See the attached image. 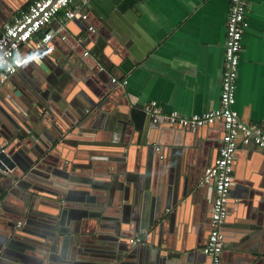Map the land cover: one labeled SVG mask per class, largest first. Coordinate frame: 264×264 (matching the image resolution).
Segmentation results:
<instances>
[{"label": "crops", "instance_id": "0c3cea01", "mask_svg": "<svg viewBox=\"0 0 264 264\" xmlns=\"http://www.w3.org/2000/svg\"><path fill=\"white\" fill-rule=\"evenodd\" d=\"M32 1L0 0V31L2 23L11 22L20 12L26 10ZM229 5L230 0H88L86 11L89 24L96 25V13L100 18H105V14L112 11H116L114 14L118 22L122 18L121 15H125L133 23H136V28L132 29L129 26L128 30L126 32L123 30L121 34L127 36L124 41L126 46L124 52L130 62L126 69L119 70V67L115 66L108 69L106 67L108 63L104 60L100 61L101 63L95 60L96 64L100 65L99 72L97 75L91 74L90 79L84 74L82 77L86 80L74 82L77 87L73 86L68 90V101L60 104L65 112H60L58 116L55 113L48 114L49 118H44L46 124L43 126V128L45 127L42 132L43 137L49 140L59 137V139L67 141L72 148H65L64 145L54 142L50 150L52 152L50 154H48L50 151L47 152L43 164H37L41 167L34 168L39 174L30 175L29 179L21 180L24 185L29 186L28 190L15 187V189H19L22 197L29 195L28 200L35 197L33 211L49 216L53 215L54 205L59 200L58 195L60 193L64 195L65 189L74 193L76 200L79 199L77 194L79 192L80 198L94 195L101 199L102 203L108 204L110 195L113 193V191L110 192L111 187H108L109 178L106 175L108 170L113 168L109 163L116 164V167L123 165V175L128 174L131 177L141 178L144 185L142 190L148 196L135 205L137 206L135 213L136 216L138 215L139 224L144 223L156 196L158 200H162V194L167 187H170L169 191L174 192L175 198L177 197L176 206L168 210L165 209V216L156 230L148 233L151 241L149 245L157 246L160 243L162 251L156 252L155 256L149 252L147 260L144 262H138L139 258L137 257L135 262L132 260L128 264H149V262L164 264L162 253L167 251L170 245L176 247L171 240L174 237L176 239L179 235L183 236L184 247L191 238L192 232L196 234L195 244L200 245L199 252H201L200 249L208 231L209 208L211 206L204 199L208 195L210 196V189L202 190L196 195L189 191L183 196L182 183L178 189L177 184L179 186L180 180L174 178V171L177 170L180 175L181 173L185 175L189 169L193 172L194 178L200 177V179L198 178L200 181L202 168L216 155L218 143L224 132L221 125L202 128L194 135H188L187 131L177 127L163 125V128H158L164 138L169 132L171 134L173 131L174 134L178 133V137H172L171 143L184 139L188 144H195L191 150L187 149L186 154H183L180 160L178 155L173 154L169 161L171 166L165 169H158L160 163L157 161L149 162L145 150L140 153L133 150L129 154L127 150L126 160L122 161L120 158L112 156L109 148L99 147L98 144L106 145L112 140L116 125L120 121V115L128 111L129 105L146 113L145 107L151 102H156L164 113L176 111L183 117L211 111L219 106L225 25ZM246 18L248 27L242 38L243 46L238 66L234 108L244 123L258 125L264 132V0H248ZM60 20L61 15L51 20L46 30L58 29L61 24ZM64 26L65 30L61 35H65V39L55 37L50 42L54 56L61 58L68 51L81 49L78 45L81 42L80 39L76 40L74 36L80 33V23L68 21ZM115 28L116 30L112 32L114 36L110 35V38L113 40L116 37L120 40L124 39L118 33L119 25L116 23ZM38 35L21 49L22 55H32L28 63L10 79L9 83L0 88V106L4 112H9L11 109L12 102L9 99L13 100L15 104L23 103L15 95L14 99L13 95L7 96L15 91V86L21 87L25 83L37 86L36 77H39V73L43 74L38 67L41 63L34 48V42L38 40ZM128 38H132V40H128ZM107 46L110 45L107 44ZM110 49L112 50V48ZM87 52H89L88 49ZM112 54H115L114 49ZM88 57H84L87 59V65H92V59ZM101 68L102 70H100ZM113 77L126 79L127 85L124 87L114 86L111 83ZM108 95L110 102L108 100L101 108L95 110L99 106L98 103ZM87 99L94 104H88ZM125 101L129 104H125ZM0 114L4 116L3 113ZM27 150H30L31 154L36 151L32 149V146L27 147ZM263 156L257 151L253 152L241 146L235 153L233 179L237 174L241 176V180L235 182L234 179V184L231 185L228 203L229 216L224 225L227 228L225 230L226 243L232 244L236 249L234 247L228 251L223 249L220 264L263 263L264 255L260 256L259 253H264V234L263 237H258L259 232L254 227L259 221L256 217L259 214L257 209L264 208V200H258L254 194L250 193L251 190L257 192L263 190L259 186L264 187V164L261 163L257 168L252 166L258 158L264 160ZM115 159L116 161H113ZM151 165L152 167H150ZM55 168L64 169L69 172L71 177L83 179V181L76 183L72 178H67V181H64L62 178L65 179V177L61 176ZM147 169H149V173ZM67 172L64 175H68ZM256 178H260L258 188L254 187ZM70 180L71 183H68ZM119 181L121 180L119 179ZM245 190L248 193L244 198ZM35 193L39 196H36ZM152 194L153 196H151ZM51 196L56 198L53 201V206H43L41 209V202H46L45 199ZM171 196L174 197L172 194ZM36 197L39 201L36 200ZM118 201L115 200V205L107 207L106 209H109L107 212H112L117 216L121 215ZM8 204H10V200ZM69 208L74 215L77 212L79 216V219L76 220L77 233L73 229L75 240L67 243V253L73 258L72 262L75 264H119L127 258L126 254H120V252L117 254L101 253L102 246H106L108 243L96 236L99 233L95 232L97 222L89 217L87 209L88 213L84 214L79 203L74 202ZM3 221L0 220V242L5 240L4 237L9 240V237L12 236L11 233L3 229L8 226L9 221L6 220V226L1 225ZM45 221L43 220V222ZM33 223L41 224L38 220H33L31 224ZM76 223H72L74 228ZM130 237L143 239L142 235ZM26 239L39 240L38 236L33 233L27 234ZM23 242V240L18 241V247ZM142 242L138 245L140 246ZM6 243L8 242L6 241ZM126 245H128L127 242ZM8 252H12V254H8ZM16 252L17 250H5V253L0 256V262L28 264L26 261H18ZM188 252L186 250H183L182 253L174 252L178 257H173L167 264H210L208 259L202 257V253V255L191 256V253ZM158 253L157 258L156 254ZM24 254L27 258H35L30 251H26ZM110 257L114 260H110ZM31 263L34 264V262Z\"/></svg>", "mask_w": 264, "mask_h": 264}, {"label": "water", "instance_id": "95a60500", "mask_svg": "<svg viewBox=\"0 0 264 264\" xmlns=\"http://www.w3.org/2000/svg\"><path fill=\"white\" fill-rule=\"evenodd\" d=\"M114 13H116V11L105 14V18H100L97 13H94L96 25L92 23L89 24L88 21H78L81 25L80 33L79 35L74 36L76 40L80 39L81 42L78 45L81 49L68 51L64 54L63 58L54 56L50 45L46 51H37L36 54L41 63L38 67L41 69V73H43L42 75L39 73V77H36L35 83L38 87L35 84L31 85L28 83H25L21 87L15 86V91L7 96L9 97L13 95V99L14 95L17 96L23 101V103L21 102L22 105L19 103L15 104L13 100L9 99L12 102L10 108L13 111L10 109L9 112H4L3 108L0 106V113L4 114V116L0 114V220H4L1 224L4 226H6V222L9 221L7 223L8 226L3 229L12 234V236L9 237V240H7V237H4L5 240L0 242V256L2 253H5V250L12 249L17 250L16 257L18 261H26L28 264H32L31 262H34V264H75V262H72L73 258L67 253L68 242L75 240L73 238V229H75L77 233L78 228L76 223V220L79 219L78 213L76 212L74 215L71 208H69L71 204H74V202L80 204V208H83L82 210L84 211V214L89 211V217L94 219V222H97L95 232L99 233L96 236L108 243L106 246H102L101 249L103 251L101 253L110 252V254H117L120 252V254L127 255V258L119 264H128L132 260L135 262V258L137 257L139 258L138 262H144L147 260L146 258L149 252L155 256L156 252L162 251L160 243L157 244V246L149 245L151 241L148 233L156 230L157 226L165 216V209L168 210L171 209V207L176 206L175 201L177 200V197L175 198V193H171V191H169L170 187H167L165 191L163 190L162 200H158L156 196V199L151 203V209L148 212L147 218L143 221L144 223L139 224L137 220L138 215L136 216L135 213V207L137 206L135 205L140 200L148 196L142 190L144 185L140 180L141 178L138 176L131 177L128 174L123 175V165L116 167V164L109 163V165L113 168L108 170L106 175L107 178H109L108 187H111L110 192L113 191V193L110 195V202L108 201V204L102 203L103 201L94 195L80 198L81 194L79 192H76L79 195V199L76 200L74 193L69 191V189H65L64 195L62 193L58 195L59 200L57 201V204L54 205L55 207L52 211L53 215L49 216L33 211L32 207L34 205L35 197L28 200L29 195L22 197L19 193V189H15V187H18L21 190H28L29 186L24 185L21 180L29 179L30 175L39 174L34 168L41 167L37 164H43L45 155L51 150L54 142H56V144L60 143L64 145L65 148H72L67 141H63L62 139H59V137H56L55 139L53 138L52 140L45 139L42 132L45 129L43 126L46 124L44 118H49L48 114L53 115V113H55L58 116L60 112H65L60 104L61 102L68 101V90L73 88V86L77 87V84L74 82L86 80L82 77L84 74L86 77L91 76V74L97 75L100 65H97L95 60L99 62L104 60L108 63L106 66L108 69L111 66H115L116 68L119 67V70H123L129 65L130 59L124 52V48L126 47L124 41H126L127 36L125 34H121L123 33V30L126 32L129 26H131L132 29L136 28V23H133L132 20L125 15H121L122 18L118 22ZM115 23L119 25L118 33L124 38L120 40L116 37L115 40H120L118 42L110 38V35L114 36L112 32H114L113 30H116ZM4 24L5 23H2L1 28ZM90 27L92 30H89ZM67 29L69 30L68 27ZM42 37V34L38 35V39ZM128 40H132V38H128ZM107 44L110 46H107ZM86 48L89 52H87ZM110 48H112V50ZM113 49L115 50V54H112ZM85 53L87 54L85 55ZM86 56H89L88 58L92 59V65H87V59L84 58ZM70 63H72V65H70ZM23 67H25V65ZM45 88H47V91H45ZM109 98V95L104 97L98 103L99 106H97L95 110L101 108L108 102V100L110 102ZM87 101L88 104H94L89 99H87ZM125 104L129 103L125 101ZM119 120L120 121L115 128V133H113L112 140L106 145L98 144V146L109 148L110 152H112L111 155L116 158H120L122 161L126 160L127 150L128 154L133 150L137 151V153L145 150L147 152L146 157L147 159L149 158V162L152 163L157 161L160 163L158 169H165L171 166L169 161L171 160V156L173 154L178 155L180 160L183 154H186L185 152L187 149L191 150V148L195 146V144H188V142L184 139L171 143L172 137H178V133L175 132L176 134H174V131L172 134L171 132H167L168 134H166V138H164V135L161 134L158 128H163V125L167 127L173 126L163 121L161 118L157 119L156 122H153L147 113L135 106L130 107L129 105L128 111L122 113ZM219 125L223 128L222 124ZM202 128L178 129L187 131L186 133L188 135H194ZM167 136L169 137L167 138ZM220 145L221 138L217 150ZM31 146L32 149L37 152L34 151V153L31 154V151L27 150V147L30 148ZM239 148H237V151ZM243 148H247L253 152L257 151L261 153V155H264V153L254 144H249ZM51 152L52 151L48 152V154ZM214 159H210L205 167L202 168V173H200L201 177H203L205 169L213 163ZM113 161H116V159ZM255 161V164L252 165L253 168H257V166L261 165V163L264 164V160H261V158H258V160ZM182 163L184 164V162ZM150 167H152V165ZM55 170H57L61 176L65 177V179L62 178L64 181H67V178L74 179L76 183L83 181V179L71 177L69 172L64 169L55 168ZM55 170L54 172H56ZM66 172L68 175H64ZM147 172L149 173V169H147ZM174 173V178L178 181L180 180L179 186L177 184L178 189H180V183H182L181 191L183 196L189 191L191 194L196 195L197 193L202 192V190L207 191L210 189L213 193L214 199L213 187L211 185H204L201 187L199 181L200 177L194 178L193 172L189 169L185 175L184 173H181L180 175L177 170L174 171ZM120 176L122 177L120 178ZM240 177L241 176L235 174V182H240ZM119 179L121 181H119ZM234 179L232 181L233 184ZM256 179L254 187L258 188V180L260 178ZM68 183H71V180L68 181ZM175 183H177L176 180ZM259 188H262L263 190L259 192L251 190L250 193L252 195L254 194L256 199L262 201V199L264 200V187H261L260 185ZM247 193L248 192L245 190L243 195L244 198ZM171 194L174 197H172ZM35 195L39 196L36 193ZM182 195H180V198H182ZM151 196H153V194ZM18 198H20V200H18ZM55 199L56 198L53 196L45 199L46 202H41L42 206L40 208L43 209V206H53V201ZM9 200L10 204H8ZM36 200L39 201L38 197H36ZM115 200H119L118 202L121 209V215L119 214V216L112 212H107L109 209H106L107 207H111L112 204L115 205ZM66 206L67 208H65ZM76 206L78 207L79 205ZM77 207L72 208L79 209ZM257 210L259 214L256 217L259 221L255 224L254 228H256L259 232L258 237H263L264 208H259ZM210 211L211 206L209 208V218ZM33 220H38L41 224H31ZM43 220L46 221L43 222ZM19 222L20 224L18 225ZM73 222L76 223L75 228L72 226ZM209 222L210 219H208V224ZM226 229V225H223V249L228 251L233 247L235 248V246L230 243H226ZM208 232L209 225L202 246L206 241ZM29 233H33L38 236L39 240L32 239L31 241L26 239L27 234ZM134 235L143 236V242L140 246H133L129 243V239L133 238L130 236ZM191 235V238L184 247L183 244L185 243L183 236L179 235L176 239L174 237L171 240L176 247L170 245L168 250L162 253L164 255V264H167L173 257H178L174 252L182 253L183 250H186L189 251L188 253H191V256L201 254V252H199L200 245L195 244V232H192ZM20 238H22L24 242L20 245V247H18L17 242L22 241ZM6 241L8 243H6ZM126 242L128 245H126ZM26 251H30L35 258H27L24 254ZM8 254H12V252H8ZM156 255L158 258L159 253ZM259 255L263 256L264 253H259ZM202 257L208 259L210 262L209 258L205 255H202ZM110 260L114 259L110 257ZM0 264L6 263L0 262ZM149 264H151V262H149ZM262 264H264V259Z\"/></svg>", "mask_w": 264, "mask_h": 264}, {"label": "built area", "instance_id": "2783aa9c", "mask_svg": "<svg viewBox=\"0 0 264 264\" xmlns=\"http://www.w3.org/2000/svg\"><path fill=\"white\" fill-rule=\"evenodd\" d=\"M88 0H33L26 10L20 12L0 31V88L28 63L31 54L22 55L24 45L42 33L43 37L34 42L36 51H46L53 38L64 40V25L68 21H87ZM248 0H230L225 25L224 60L222 67L219 106L211 111L183 117L176 111L164 113L162 108L151 102L145 107L153 122L162 119L177 128H202L223 125L221 145L213 163L204 171L200 185H211L214 199L211 205L209 232L200 251L209 258L210 264H220L224 245L223 224L227 217L229 195L234 176L235 153L237 148L254 144L264 153V132L258 125L244 123L234 106L236 103V80L243 33L248 27L246 18ZM61 15L56 30H46L51 20ZM46 30V31H45ZM89 30H92L90 27ZM45 31V32H43ZM87 53H85L86 55ZM102 70V68L100 69ZM117 87L127 85L126 79L111 78ZM2 152V151H1ZM142 242L141 237L129 239L131 245Z\"/></svg>", "mask_w": 264, "mask_h": 264}, {"label": "flooded vegetation", "instance_id": "af4514ba", "mask_svg": "<svg viewBox=\"0 0 264 264\" xmlns=\"http://www.w3.org/2000/svg\"><path fill=\"white\" fill-rule=\"evenodd\" d=\"M230 6V5H229ZM218 145H219V143H218ZM218 147V146H217ZM204 201L207 203V204H209V205H211L212 204V201H213V193L211 192V190H210V196L208 195L205 199H204ZM229 216V208H228V212H227V217ZM227 217H226V219H227ZM226 221V220H225ZM209 225V224H208ZM224 225V224H223ZM223 233H224V231H223Z\"/></svg>", "mask_w": 264, "mask_h": 264}]
</instances>
